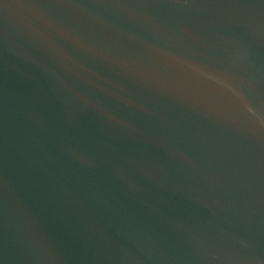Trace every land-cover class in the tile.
<instances>
[{
	"label": "water",
	"instance_id": "obj_1",
	"mask_svg": "<svg viewBox=\"0 0 264 264\" xmlns=\"http://www.w3.org/2000/svg\"><path fill=\"white\" fill-rule=\"evenodd\" d=\"M0 264H264V0H0Z\"/></svg>",
	"mask_w": 264,
	"mask_h": 264
}]
</instances>
